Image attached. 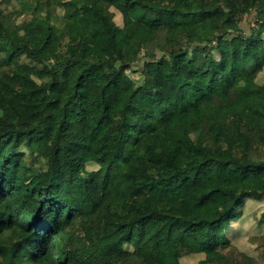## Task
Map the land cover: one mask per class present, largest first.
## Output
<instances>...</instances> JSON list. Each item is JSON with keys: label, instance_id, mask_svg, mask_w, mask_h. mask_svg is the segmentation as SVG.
<instances>
[{"label": "trees", "instance_id": "trees-1", "mask_svg": "<svg viewBox=\"0 0 264 264\" xmlns=\"http://www.w3.org/2000/svg\"><path fill=\"white\" fill-rule=\"evenodd\" d=\"M94 1L0 2V264H250L225 232L264 201V0Z\"/></svg>", "mask_w": 264, "mask_h": 264}, {"label": "rangeland", "instance_id": "rangeland-1", "mask_svg": "<svg viewBox=\"0 0 264 264\" xmlns=\"http://www.w3.org/2000/svg\"><path fill=\"white\" fill-rule=\"evenodd\" d=\"M1 2V0H0ZM92 4L96 2L91 0ZM192 5L195 6V1L191 0ZM13 9H18V4L13 3V6L10 5L7 8V11H13ZM7 11H5L6 18H9L12 22L19 23V20L15 16H11ZM58 13H61V10H57ZM113 13L114 23L123 28L127 34L131 35L134 33L135 26L134 24L124 21L121 15L114 9H111ZM11 16V17H10ZM13 24V23H11ZM253 25V15L246 16L242 19L239 24L241 31L244 34H247L249 27ZM11 29L14 27L10 25ZM176 29L174 27H169L167 34L168 36L175 33ZM151 49V48H150ZM156 57L160 56L159 52H154ZM144 61H150V58L141 57L140 64ZM140 66L134 67L132 70L128 71V74L134 78H139ZM264 79V72L260 73L257 77V82L261 83ZM30 163H35V160H31ZM35 165V164H34ZM96 169V166H88L87 171H93ZM264 201H255L249 199L244 202L242 208L239 211V216L237 219L230 221L228 229L226 230V236L229 239L230 245L229 248L225 251L226 253H232L236 259L240 262H245L249 260L250 264H264ZM204 258L203 255H190L184 256L182 258L183 264H199V262Z\"/></svg>", "mask_w": 264, "mask_h": 264}]
</instances>
